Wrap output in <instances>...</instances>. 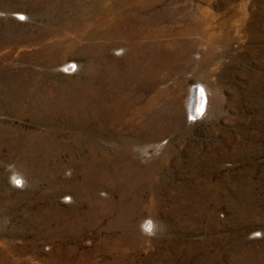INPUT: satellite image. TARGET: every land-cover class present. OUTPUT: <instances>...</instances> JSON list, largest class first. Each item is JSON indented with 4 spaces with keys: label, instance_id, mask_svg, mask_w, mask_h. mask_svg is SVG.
Wrapping results in <instances>:
<instances>
[{
    "label": "rangeland",
    "instance_id": "1",
    "mask_svg": "<svg viewBox=\"0 0 264 264\" xmlns=\"http://www.w3.org/2000/svg\"><path fill=\"white\" fill-rule=\"evenodd\" d=\"M0 264H264V0H0Z\"/></svg>",
    "mask_w": 264,
    "mask_h": 264
},
{
    "label": "bare ground",
    "instance_id": "2",
    "mask_svg": "<svg viewBox=\"0 0 264 264\" xmlns=\"http://www.w3.org/2000/svg\"><path fill=\"white\" fill-rule=\"evenodd\" d=\"M208 94H209L208 93V87L207 86H204L203 84L201 85V88L200 89L197 86L193 89L192 97H191V100L189 102L191 114L193 116H199V115L205 113L204 110H205L206 104L209 101ZM201 106L203 108L202 112L198 111L201 108Z\"/></svg>",
    "mask_w": 264,
    "mask_h": 264
},
{
    "label": "snow or ice",
    "instance_id": "3",
    "mask_svg": "<svg viewBox=\"0 0 264 264\" xmlns=\"http://www.w3.org/2000/svg\"><path fill=\"white\" fill-rule=\"evenodd\" d=\"M202 110H203V108H202V106H201V108H200L198 111L202 112ZM15 183H16L17 185H20V184H22V181H20V180H15ZM145 228H146V230L151 231V229H152V225H151V223L149 222L148 224H146V225H145Z\"/></svg>",
    "mask_w": 264,
    "mask_h": 264
},
{
    "label": "clouds",
    "instance_id": "4",
    "mask_svg": "<svg viewBox=\"0 0 264 264\" xmlns=\"http://www.w3.org/2000/svg\"><path fill=\"white\" fill-rule=\"evenodd\" d=\"M149 222H150L151 225H152V222H151V221H148L146 224H148ZM146 224H145V225H146ZM145 225L143 226V228H144L146 234H148V235H154V232H153V226H152L151 231H148V230H146Z\"/></svg>",
    "mask_w": 264,
    "mask_h": 264
},
{
    "label": "water",
    "instance_id": "5",
    "mask_svg": "<svg viewBox=\"0 0 264 264\" xmlns=\"http://www.w3.org/2000/svg\"><path fill=\"white\" fill-rule=\"evenodd\" d=\"M200 88H201V87H200ZM200 88H199V89H200Z\"/></svg>",
    "mask_w": 264,
    "mask_h": 264
}]
</instances>
